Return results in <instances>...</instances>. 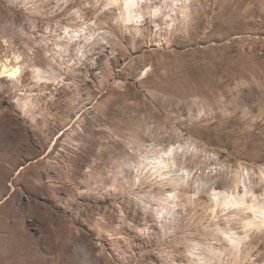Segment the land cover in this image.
Returning <instances> with one entry per match:
<instances>
[{
	"label": "rangeland",
	"instance_id": "obj_1",
	"mask_svg": "<svg viewBox=\"0 0 264 264\" xmlns=\"http://www.w3.org/2000/svg\"><path fill=\"white\" fill-rule=\"evenodd\" d=\"M149 1L0 0V264H264V0Z\"/></svg>",
	"mask_w": 264,
	"mask_h": 264
},
{
	"label": "bare ground",
	"instance_id": "obj_2",
	"mask_svg": "<svg viewBox=\"0 0 264 264\" xmlns=\"http://www.w3.org/2000/svg\"><path fill=\"white\" fill-rule=\"evenodd\" d=\"M123 2L125 3V7H126V10L128 11V19L132 18V17H136L138 18L139 14H133V8L139 4V2H142V3H145L147 5V7L151 8L152 5H149L148 3H151V1L149 0H123ZM238 2V1H237ZM151 13V17L154 16V17H157L158 16V10L157 9H151L150 12ZM72 35V34H71ZM72 37H76L75 39H79L80 37L76 36L75 34L72 35ZM79 44V43H78ZM60 47V46H59ZM61 48V47H60ZM77 48V51L78 53L80 54L79 55V60L82 59V57L84 56V52L82 50V46L79 45V46H76ZM69 49V48H68ZM70 57V56H69ZM16 60L19 59L18 56L15 57ZM51 60L55 63H58L59 66H61L67 73H72L73 70H74V67H73V62L72 61V56L68 59H66V57L64 55L62 56H59V57H56L55 55L54 56H51ZM23 65L22 64H14V65H8L7 63H3L2 64V69H1V73L3 75H6L8 77H10V79H13L17 84H19L21 82V77L23 75ZM40 70H37V73L39 74ZM40 75V74H39ZM40 78V77H39ZM55 80H58V79H55ZM65 82V77H61V79H59L57 82ZM46 90V89H45ZM44 96V95H43ZM58 100V99H57ZM26 105H28L29 103L28 102H25ZM55 102L51 104L50 108L48 109V112L52 113L53 116L55 117L56 120L58 121H62L64 120L65 118V113L69 112L70 108L67 107V108H64V107H61L59 104L55 105ZM67 120V119H66ZM6 132V131H5ZM7 135L3 134V135H0V161H7L9 162V164L11 166H14V164H16L17 162H15V160L17 159L16 155H15V151H16V146L15 145H10L12 143H9L8 142V139H7ZM13 142V141H12ZM18 145H21V144H18ZM17 145V146H18ZM24 145V144H23ZM169 161V159L167 160ZM164 161L161 160L159 163L162 164ZM174 163V162H173ZM3 165V164H2ZM168 165V164H167ZM6 167V166H4ZM170 168V167H169ZM1 170V168H0ZM4 170V169H3ZM9 171V170H8ZM2 172V171H1ZM160 172V171H159ZM177 185V184H176ZM187 185V184H186ZM246 194V193H245ZM219 193L216 194V196H218ZM240 201H246L243 200V197H239V198H236L235 199V202H240ZM247 208V207H246ZM255 210V209H254ZM235 246V245H234ZM217 252V251H216ZM219 255V254H218ZM215 257V256H214Z\"/></svg>",
	"mask_w": 264,
	"mask_h": 264
}]
</instances>
